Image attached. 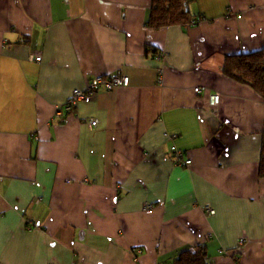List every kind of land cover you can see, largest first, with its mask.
Here are the masks:
<instances>
[{"label":"crops","instance_id":"1","mask_svg":"<svg viewBox=\"0 0 264 264\" xmlns=\"http://www.w3.org/2000/svg\"><path fill=\"white\" fill-rule=\"evenodd\" d=\"M152 4L0 0V264H172L199 244L264 264V98L223 71L264 48V0H187L189 23L155 28Z\"/></svg>","mask_w":264,"mask_h":264},{"label":"trees","instance_id":"2","mask_svg":"<svg viewBox=\"0 0 264 264\" xmlns=\"http://www.w3.org/2000/svg\"><path fill=\"white\" fill-rule=\"evenodd\" d=\"M148 25L152 28L166 24L189 23L192 16L187 10V0H153ZM225 74L252 86L264 98V48L249 53H238L226 57ZM260 176L264 177V134L262 135ZM206 245L182 250L172 264H208Z\"/></svg>","mask_w":264,"mask_h":264},{"label":"built area","instance_id":"3","mask_svg":"<svg viewBox=\"0 0 264 264\" xmlns=\"http://www.w3.org/2000/svg\"><path fill=\"white\" fill-rule=\"evenodd\" d=\"M193 23H198L201 21L200 18H196L192 20ZM158 59L161 60L163 56L166 54L164 51L158 52ZM36 60H41V56H37ZM130 83V78L126 74H113L110 76H104L101 74H98L97 76H93L90 78L87 86L85 88H75L72 92V95L69 97V99L64 103V106H59L57 108L56 114L58 116H62L65 112H71L73 109L79 104L82 100H88L92 97H94L99 90H107L111 91L115 88H122L125 86H128ZM195 91L198 93L203 92V88L201 86L195 87ZM210 104L213 109L214 115H217L219 112L218 106L221 101L220 93L219 92H213L210 93ZM86 124L90 126L91 128H96L97 121L95 119H88L86 121ZM170 139H174L177 137V134H169L168 135ZM170 151L172 156L174 157V160L177 164L184 166L191 164L192 160L187 157L186 153L179 149L175 144H171ZM154 207L152 203H145V209L151 210ZM205 212L206 214H213L215 212L214 208L209 205L205 206ZM211 235V234H210Z\"/></svg>","mask_w":264,"mask_h":264}]
</instances>
